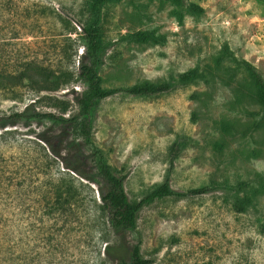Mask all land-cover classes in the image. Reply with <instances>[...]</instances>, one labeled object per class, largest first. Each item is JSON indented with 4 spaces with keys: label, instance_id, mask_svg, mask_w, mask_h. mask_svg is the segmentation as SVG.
<instances>
[{
    "label": "rangeland",
    "instance_id": "rangeland-1",
    "mask_svg": "<svg viewBox=\"0 0 264 264\" xmlns=\"http://www.w3.org/2000/svg\"><path fill=\"white\" fill-rule=\"evenodd\" d=\"M83 3L0 0V67L36 58L71 71V83L58 89L43 81L18 86L12 94L0 89V114L29 104L66 116L77 110L76 97L84 90L77 79L85 53ZM103 28L113 41L101 73L107 87L170 80L197 65L214 72L209 84L145 97L119 92L101 102L95 138L109 162L127 174L129 197L140 198L169 173L177 190L245 181L241 195L252 197L245 211L222 188L154 201L139 217L144 255L152 264H264V124L255 126L262 115L251 114L259 110L252 100L233 105L242 72L231 58L246 59L264 74V0H114L105 9ZM137 31H152L156 41L120 42ZM195 91L208 94L199 100L191 96ZM62 131L50 122L0 130V264H103L107 241L116 239L100 211L98 185L66 166L76 157ZM180 136L190 140L172 165L171 147ZM87 156L84 150L82 167L90 169ZM71 180L79 202L49 209L54 188ZM127 240L136 242L130 234Z\"/></svg>",
    "mask_w": 264,
    "mask_h": 264
},
{
    "label": "trees",
    "instance_id": "trees-1",
    "mask_svg": "<svg viewBox=\"0 0 264 264\" xmlns=\"http://www.w3.org/2000/svg\"><path fill=\"white\" fill-rule=\"evenodd\" d=\"M112 1L114 0H84L83 3L82 19L79 24L82 28L80 35L85 53L81 55L77 79L84 85V90L76 97L77 110L66 116L63 113L40 110L35 105L29 104L20 111L0 114V130L20 122H50L55 125H62L64 132L62 131L59 136L63 137L67 148H74L76 157L75 161L72 159L74 163L69 161L66 166L81 177L98 185L101 198L100 211L104 215L111 232L116 235L113 243L107 241L105 245L106 258L102 260L103 264L109 258H117L118 264H152L154 259L146 257L143 253L139 230V217L144 207L167 197L187 198L222 188L225 193L232 197L234 207L238 211H245L247 205L252 202V197L247 193L244 196L241 195L247 190L248 185L245 181H241L237 185H233L227 180L211 181L207 185L177 190L171 183L170 173L163 181L150 186L140 198L131 199L129 197L126 190L127 174L109 162L105 150L95 138V120L101 102L119 92L145 97L165 94L178 87L201 82L209 84L214 80V72L210 68H201L197 65L170 80L145 81L131 86H105L101 73L108 63V52L113 41L106 39L103 23L105 9ZM178 1L181 2V0ZM190 8L195 11L199 9L195 4H191ZM58 16L61 21L69 23L71 26V21L66 19L64 15L59 14ZM126 39L136 43L156 41L152 31L130 32L119 38L120 42ZM231 58L235 61L238 71L242 72L240 79L235 84L237 97L233 105L241 103L245 99L256 103L259 110L251 111V114L254 116L262 115L259 118L255 117V126L261 127L264 124V74L255 64L246 59L235 55H232ZM41 81L47 88L58 89L71 83V71L63 67L54 68L36 58L25 59L19 65L16 64L9 69L0 67V89L3 92L16 93L18 86H35ZM206 94H208L206 91H195L191 96L201 100L202 96ZM69 104L68 101L67 105ZM258 121H261L262 125ZM46 140L52 145L50 140L47 138ZM189 140L190 138L187 136H180L172 144V158L170 160L172 165ZM84 150L88 151L87 160L90 162V169L82 167L85 160L82 157ZM74 183V180H71L69 184L59 183L54 188L50 199L47 200V207L56 211L57 209H65V204H71V207L73 204H77L80 200V192ZM2 220L3 216L0 214V226ZM260 230L264 231V218L260 221ZM128 234L136 239L135 243H129ZM1 243L3 242L0 240V245Z\"/></svg>",
    "mask_w": 264,
    "mask_h": 264
}]
</instances>
